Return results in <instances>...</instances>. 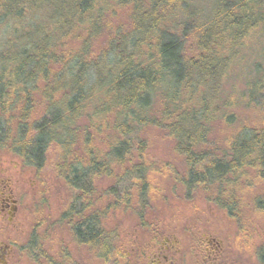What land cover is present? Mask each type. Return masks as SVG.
Listing matches in <instances>:
<instances>
[{
	"label": "trees",
	"instance_id": "1",
	"mask_svg": "<svg viewBox=\"0 0 264 264\" xmlns=\"http://www.w3.org/2000/svg\"><path fill=\"white\" fill-rule=\"evenodd\" d=\"M189 1L0 0V145L36 167L43 165L52 144L61 148L58 177L78 191L70 211L76 217L72 236L105 264L123 256L117 235L103 229L97 209L86 208L90 187L95 177L116 178L119 188L110 195L115 202L128 205L133 186L140 209L146 206V128L164 129L174 140L186 164L182 183L187 194L201 187L231 210L230 187L242 176L252 172L264 184V121L237 132L222 153L203 147L218 112L234 104L221 98L229 63L223 50L229 53L243 31L256 28V9L247 8L250 0L240 1L235 15L230 4L225 16L231 20L222 24L221 2L210 20L170 25ZM118 2L133 4L131 23L111 32L96 56L92 42L106 30L107 12ZM76 35L82 39L77 45L70 40ZM190 35L194 54L186 50ZM210 85L211 97L218 99L213 112L204 94ZM249 95L247 90L243 98ZM39 97L45 109L37 118L32 109ZM156 100L162 105L159 113ZM104 129L106 151H90V138ZM254 204L264 212V197H256ZM36 244L30 242V253L37 258ZM258 255L264 264V244Z\"/></svg>",
	"mask_w": 264,
	"mask_h": 264
},
{
	"label": "rangeland",
	"instance_id": "2",
	"mask_svg": "<svg viewBox=\"0 0 264 264\" xmlns=\"http://www.w3.org/2000/svg\"><path fill=\"white\" fill-rule=\"evenodd\" d=\"M240 1L247 0H191L187 8L169 23L193 22L196 26L216 16L222 2L224 6L218 18L225 24L231 20L225 16L230 4L236 15L240 11ZM248 2L247 8L256 9L259 24L249 34L243 31L229 53L226 48L223 50L229 56V63L223 76L221 98L228 97L234 104L232 108L218 112L211 123L209 138L203 147L214 153L225 151L227 143L237 132L261 127L264 121V90L254 89L264 86V0ZM132 6V3L118 2L110 7L106 30H102L92 42L94 55H99L107 47L111 32L118 28L127 29L131 23ZM70 40H74L76 45L82 41L79 35ZM186 50L188 54L196 52L192 35ZM247 82L251 84L247 86ZM211 85L204 94L213 112L218 99L211 97ZM247 90L250 95L243 98ZM33 106L34 117H41L45 109L42 99L36 98ZM161 109V103L156 100L154 110L159 113ZM84 122L87 123L86 120ZM105 132L101 130L92 135L87 144L90 151H106L105 137L108 133ZM142 136L146 141L143 153L148 179L146 206L140 209L141 203L133 186V198L128 205L115 202L110 195L113 194L112 188L117 190L119 186L115 184L116 178L108 179L106 175L95 177L89 189L92 192L89 197L91 204L90 200L86 201L91 210L97 209L103 229L117 235L116 241L123 257L111 264H153L146 252L165 245L167 238L171 244L175 235L180 246L176 255L178 261L202 264V246L208 245L207 236L216 232L220 233L232 257L242 264H259L258 248L264 244V212L256 207L254 199L264 197L263 182L252 172L242 176L230 187L234 207L231 210L221 208L216 204L214 194L201 187L187 194L182 183L186 172L184 158L175 150L174 140L164 129L149 127ZM60 157L61 148L52 144L42 166L25 165L18 155L0 145V167L14 170L17 179L27 189L29 215L22 240L29 244L37 242L35 248L39 252L37 258L31 255L28 264H105L94 258L90 249L78 244L72 236L76 217L70 211L78 191L58 177ZM119 173L116 171V176ZM223 201L231 203V199ZM68 211L69 215H66Z\"/></svg>",
	"mask_w": 264,
	"mask_h": 264
},
{
	"label": "flooded vegetation",
	"instance_id": "3",
	"mask_svg": "<svg viewBox=\"0 0 264 264\" xmlns=\"http://www.w3.org/2000/svg\"><path fill=\"white\" fill-rule=\"evenodd\" d=\"M26 196L27 189L17 179L15 171L0 167V264H28L31 258L30 244L22 240L29 215ZM86 208L90 210L91 206ZM175 238L177 240L176 235L171 244L167 238L165 245L146 252L147 258L153 264H182L176 256L180 246ZM207 239L208 245L202 246V264H242L231 256L219 232L211 233Z\"/></svg>",
	"mask_w": 264,
	"mask_h": 264
}]
</instances>
